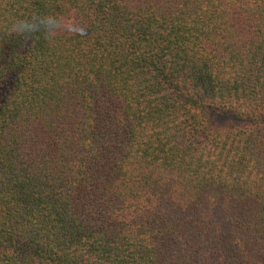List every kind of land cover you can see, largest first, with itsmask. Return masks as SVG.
<instances>
[{"label":"trees","instance_id":"trees-1","mask_svg":"<svg viewBox=\"0 0 264 264\" xmlns=\"http://www.w3.org/2000/svg\"><path fill=\"white\" fill-rule=\"evenodd\" d=\"M0 264H264V0H0Z\"/></svg>","mask_w":264,"mask_h":264},{"label":"clouds","instance_id":"clouds-1","mask_svg":"<svg viewBox=\"0 0 264 264\" xmlns=\"http://www.w3.org/2000/svg\"><path fill=\"white\" fill-rule=\"evenodd\" d=\"M82 20L73 16L54 14H33L24 18H15L8 25V36L22 37L24 42L32 41L36 34H42L49 45L56 43L60 34L79 36L84 30Z\"/></svg>","mask_w":264,"mask_h":264},{"label":"rangeland","instance_id":"rangeland-1","mask_svg":"<svg viewBox=\"0 0 264 264\" xmlns=\"http://www.w3.org/2000/svg\"><path fill=\"white\" fill-rule=\"evenodd\" d=\"M220 117H218L217 115H212L210 118H209V123H212V124H218L220 123Z\"/></svg>","mask_w":264,"mask_h":264}]
</instances>
